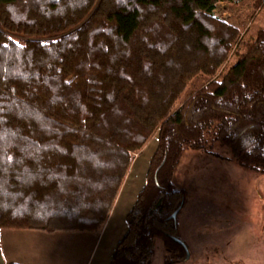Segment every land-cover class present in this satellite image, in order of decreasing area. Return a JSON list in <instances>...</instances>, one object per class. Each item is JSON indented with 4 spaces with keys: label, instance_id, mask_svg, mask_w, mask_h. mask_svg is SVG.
<instances>
[{
    "label": "trees",
    "instance_id": "16d2710c",
    "mask_svg": "<svg viewBox=\"0 0 264 264\" xmlns=\"http://www.w3.org/2000/svg\"><path fill=\"white\" fill-rule=\"evenodd\" d=\"M229 2L0 0V229L98 233L155 137L108 264H150L157 240L185 257L171 218L184 150L212 132L264 173V28L243 39L215 14Z\"/></svg>",
    "mask_w": 264,
    "mask_h": 264
},
{
    "label": "rangeland",
    "instance_id": "374dc122",
    "mask_svg": "<svg viewBox=\"0 0 264 264\" xmlns=\"http://www.w3.org/2000/svg\"><path fill=\"white\" fill-rule=\"evenodd\" d=\"M215 14L238 27L243 39L264 28V0L221 3ZM234 61L229 56L219 72ZM194 82L203 85L205 78ZM204 138L202 149L184 150L172 176L174 188L183 190L175 236L186 243L189 257L173 258L157 240L150 264H165L166 260L169 264H264V173L238 165L229 146L213 141L212 132ZM155 147L152 137L134 155L119 189L104 235L109 259L117 245L110 240L115 232L120 238L126 231L124 211L130 201L134 204L145 182Z\"/></svg>",
    "mask_w": 264,
    "mask_h": 264
},
{
    "label": "crops",
    "instance_id": "0c3cea01",
    "mask_svg": "<svg viewBox=\"0 0 264 264\" xmlns=\"http://www.w3.org/2000/svg\"><path fill=\"white\" fill-rule=\"evenodd\" d=\"M132 206L130 201L124 213ZM111 216L112 211L98 233L0 229V264H108L110 250L104 235ZM114 234L115 238L110 240L112 244L121 239L118 232Z\"/></svg>",
    "mask_w": 264,
    "mask_h": 264
},
{
    "label": "water",
    "instance_id": "95a60500",
    "mask_svg": "<svg viewBox=\"0 0 264 264\" xmlns=\"http://www.w3.org/2000/svg\"><path fill=\"white\" fill-rule=\"evenodd\" d=\"M182 205V204H181ZM181 205L173 212V214L171 215V218L175 221V219H176V216H177V214H178V212H179V210H180V208H181ZM172 239L175 241V242H177L178 244H180L181 246H183V248H184V250H185V260L189 257V254H188V250H187V248H186V246L184 245V243L181 241V240H179L178 238H176V237H172Z\"/></svg>",
    "mask_w": 264,
    "mask_h": 264
},
{
    "label": "flooded vegetation",
    "instance_id": "af4514ba",
    "mask_svg": "<svg viewBox=\"0 0 264 264\" xmlns=\"http://www.w3.org/2000/svg\"><path fill=\"white\" fill-rule=\"evenodd\" d=\"M182 241V240H181ZM183 243H184V241H182ZM184 245L186 246V243H184ZM183 247V246H182ZM186 248H187V246H186Z\"/></svg>",
    "mask_w": 264,
    "mask_h": 264
}]
</instances>
